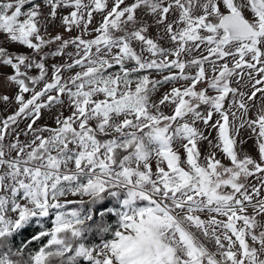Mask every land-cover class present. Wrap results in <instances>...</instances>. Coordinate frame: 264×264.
Segmentation results:
<instances>
[{"label":"snow or ice","instance_id":"snow-or-ice-1","mask_svg":"<svg viewBox=\"0 0 264 264\" xmlns=\"http://www.w3.org/2000/svg\"><path fill=\"white\" fill-rule=\"evenodd\" d=\"M4 68L0 264H264V0H0Z\"/></svg>","mask_w":264,"mask_h":264},{"label":"rangeland","instance_id":"rangeland-1","mask_svg":"<svg viewBox=\"0 0 264 264\" xmlns=\"http://www.w3.org/2000/svg\"><path fill=\"white\" fill-rule=\"evenodd\" d=\"M99 19H100V16L97 15L96 20L99 21ZM57 23H58V21H57ZM49 31H51L53 34H55L56 31H61V29H58L55 27H50ZM75 34L76 33L73 32V35H75ZM150 34L155 36V34H156L155 28L150 29ZM13 47H15V46H13ZM15 50L27 51L26 49H23V48H15ZM51 62H53V61L50 60L49 63H51ZM10 72H11V69H9V68H4V69L0 70V73H2V74H0V95L8 94L9 96H13L16 92V87L14 85L8 84L6 82V80L4 79V74L10 73ZM233 86L236 87L237 85L234 83ZM167 87H170V86H166L165 89H162L161 91L166 90ZM239 87H240L241 91H249V88L246 86V81L244 83L240 84ZM259 104H260V97L258 94L257 100H256L257 107L259 106ZM14 108H15L14 104L4 105V104L0 103V117H3V116H6L7 114H10L12 111H14ZM166 111H168V110L166 109ZM254 111H255V109H253V112L249 113V115H252L253 118H254ZM55 112H56L55 108L52 109L51 111L45 110L43 117L38 121V126L46 124V123L52 124L53 123L52 117L55 115ZM65 114H67V113H65ZM237 115H239V113H237ZM26 124H27V121H22V122H20L19 127L21 129H23V128H25ZM249 134L250 133L247 130H242V132H241L242 138L247 141V143L244 145V150L246 152H248L249 154H251L252 156L256 157L257 153H256L255 148L253 146V139H249ZM212 135L214 137L216 135V133L213 132ZM21 139H23V137H21ZM202 150L207 151V145L202 146ZM250 182L253 184L257 183V181L255 179H252Z\"/></svg>","mask_w":264,"mask_h":264},{"label":"trees","instance_id":"trees-1","mask_svg":"<svg viewBox=\"0 0 264 264\" xmlns=\"http://www.w3.org/2000/svg\"><path fill=\"white\" fill-rule=\"evenodd\" d=\"M111 219V218H110Z\"/></svg>","mask_w":264,"mask_h":264}]
</instances>
